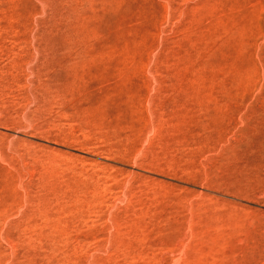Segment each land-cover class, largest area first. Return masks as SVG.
<instances>
[{"label": "rangeland", "instance_id": "374dc122", "mask_svg": "<svg viewBox=\"0 0 264 264\" xmlns=\"http://www.w3.org/2000/svg\"><path fill=\"white\" fill-rule=\"evenodd\" d=\"M0 264H264V0H0Z\"/></svg>", "mask_w": 264, "mask_h": 264}]
</instances>
